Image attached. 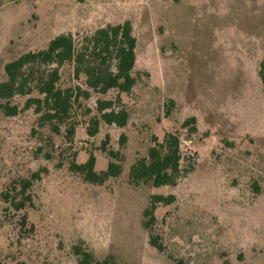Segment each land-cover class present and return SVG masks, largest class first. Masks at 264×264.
Segmentation results:
<instances>
[{
    "label": "rangeland",
    "instance_id": "obj_1",
    "mask_svg": "<svg viewBox=\"0 0 264 264\" xmlns=\"http://www.w3.org/2000/svg\"><path fill=\"white\" fill-rule=\"evenodd\" d=\"M125 21L138 40V83L123 95L126 128L103 125L91 138L89 117L79 114L68 143L42 129L32 109L0 113V264H80L76 245L110 264H173L169 256L184 264H264V0H0V83L7 63L62 33L81 37ZM32 69L38 75L48 67ZM63 72L77 83L72 66ZM190 117L196 132L189 135L181 124ZM170 132L179 135L187 170L176 186L131 183L130 169L148 155L153 137ZM107 135L108 149L121 151L123 172L103 185L85 182L70 171L71 158L77 152L83 163L92 152L96 170H106L99 148ZM42 167L48 171L34 185L21 227L1 193ZM156 194L174 196L155 213L163 252L144 227Z\"/></svg>",
    "mask_w": 264,
    "mask_h": 264
},
{
    "label": "trees",
    "instance_id": "obj_2",
    "mask_svg": "<svg viewBox=\"0 0 264 264\" xmlns=\"http://www.w3.org/2000/svg\"><path fill=\"white\" fill-rule=\"evenodd\" d=\"M137 46L138 40L130 21L107 24L81 37L71 32L62 33L52 39L46 48L25 52L5 65L7 78L0 83V113L6 117H16L32 109L42 129L68 143L74 141L81 125L79 114L84 118L89 117L86 132L91 138L100 133L103 125L126 128L130 111L125 107L123 95L130 94L138 83L135 72ZM36 64L48 69L37 75L32 69ZM67 65L72 66L77 83L65 80L63 68ZM258 77L264 92V55L258 64ZM19 98H25L22 106L17 101ZM94 98V106L91 107ZM170 102L174 104V101ZM171 105H167V116L170 115ZM195 123V117H190L181 127L187 128L190 135L196 132ZM109 142L110 136L107 135L99 148L109 159L106 170H96L97 158L94 153L89 152L88 159L78 163V153L74 152L69 163L70 171L94 185H103L109 179L120 176L123 172L121 151L108 149ZM119 143L120 146L126 145L127 136L124 133ZM179 146L180 138L176 133H166L162 141L154 136L148 155L139 158L130 169L131 183H150L155 188L176 186L187 171L181 165L183 158ZM46 158H54L53 153H46ZM47 171L46 167H42L30 176L14 181L6 192L1 193L2 201L8 205L5 209L20 215L21 227L27 225L28 208L34 206V185L43 179ZM253 190L258 194L260 186L255 183ZM173 202V195L156 194L144 211V227L149 231L150 244L161 252L164 247L153 233L155 213L160 205ZM74 252L80 264H110L108 259L97 258L83 245H76ZM169 257L173 264H184L181 259Z\"/></svg>",
    "mask_w": 264,
    "mask_h": 264
}]
</instances>
